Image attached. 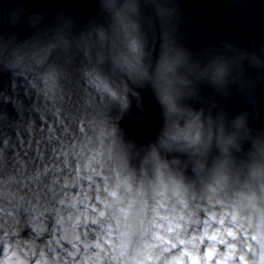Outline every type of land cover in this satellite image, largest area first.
Wrapping results in <instances>:
<instances>
[{"label": "clouds", "instance_id": "clouds-1", "mask_svg": "<svg viewBox=\"0 0 264 264\" xmlns=\"http://www.w3.org/2000/svg\"><path fill=\"white\" fill-rule=\"evenodd\" d=\"M104 6L0 44V264H264V138L181 102L228 68ZM147 91L165 119L143 145L122 120Z\"/></svg>", "mask_w": 264, "mask_h": 264}]
</instances>
